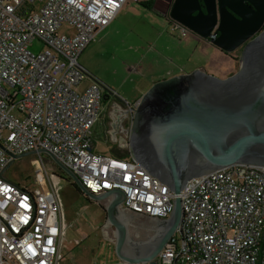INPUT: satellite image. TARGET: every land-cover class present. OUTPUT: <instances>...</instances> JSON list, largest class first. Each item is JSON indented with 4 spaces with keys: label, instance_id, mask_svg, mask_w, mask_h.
Here are the masks:
<instances>
[{
    "label": "built area",
    "instance_id": "1",
    "mask_svg": "<svg viewBox=\"0 0 264 264\" xmlns=\"http://www.w3.org/2000/svg\"><path fill=\"white\" fill-rule=\"evenodd\" d=\"M129 1L158 0H0V264L64 259L60 174L36 154L33 188L13 183L4 175L6 151H49L89 192L123 191L122 207L133 214L165 220L173 212L175 195L131 155L93 151L103 90L93 82L79 91L87 77L80 56ZM170 25L181 38L191 33L172 19ZM36 41L38 53L30 49ZM180 198L181 227L158 264H264V166L193 178Z\"/></svg>",
    "mask_w": 264,
    "mask_h": 264
},
{
    "label": "water",
    "instance_id": "2",
    "mask_svg": "<svg viewBox=\"0 0 264 264\" xmlns=\"http://www.w3.org/2000/svg\"><path fill=\"white\" fill-rule=\"evenodd\" d=\"M170 18L225 53L244 46L242 58H246L239 72L225 79L199 69L159 81L131 108L132 157L175 195L172 214L159 220L161 228L152 236L135 241L130 235L122 211L123 191L89 192L49 151L18 155L6 151L11 157L8 168L25 157L49 156L79 194L91 202L107 203V224L116 229L115 252L121 264H158L159 254L181 227L180 194L189 180L233 165L264 166V0H174ZM140 117L143 137L133 134ZM135 142L137 151L131 147ZM138 157L147 159L166 179Z\"/></svg>",
    "mask_w": 264,
    "mask_h": 264
},
{
    "label": "rangeland",
    "instance_id": "3",
    "mask_svg": "<svg viewBox=\"0 0 264 264\" xmlns=\"http://www.w3.org/2000/svg\"><path fill=\"white\" fill-rule=\"evenodd\" d=\"M164 6V0L152 2L149 7L127 2L109 28L96 36L79 59L87 76L81 88L86 87L90 80L98 83L103 91L104 88L108 89L113 95L111 100L104 102L106 109L103 115H106L108 121L124 117L123 124L128 130L132 128L134 117L130 112L126 114V108H136L139 104L138 102L136 105V102L141 100L153 83L166 76L168 70L175 66L181 67L182 71L204 66L208 73L224 77L222 79L238 68V50L226 55L199 37L200 41L194 39L193 34L181 38L172 32L170 14L164 13ZM66 28L63 26L59 33L63 34ZM41 48L38 41L30 47L35 53ZM211 69H218L219 74ZM114 102L120 104L122 109ZM95 131L97 151L116 158V155L131 153L129 138L126 137V141L122 143L119 141L121 136L117 135L118 141H115L114 134L107 131L101 118ZM130 133L131 130L129 137ZM35 159V156H30L16 160L6 170V179L33 188ZM47 166L48 170L53 169L48 164ZM61 179L59 194L65 225L61 245L64 255L62 263L119 264L114 244L115 231L107 224L101 210L105 202L89 201L64 176ZM133 215L138 219L128 221L130 235L137 240H146L149 236L146 231L151 225L150 218ZM134 227L143 231L137 235Z\"/></svg>",
    "mask_w": 264,
    "mask_h": 264
},
{
    "label": "crops",
    "instance_id": "4",
    "mask_svg": "<svg viewBox=\"0 0 264 264\" xmlns=\"http://www.w3.org/2000/svg\"><path fill=\"white\" fill-rule=\"evenodd\" d=\"M155 3V2H154ZM165 12L164 13H168V11L165 9L164 10ZM170 14V13H169ZM170 17V16H169ZM170 19V18H169ZM114 22V21H113ZM170 23V22H169ZM112 24V23H111ZM110 24V25H111ZM109 28V26L106 28V30ZM193 37H194V39H197V40H199L197 37H199V36H197V35H193ZM200 39H202L201 37H199ZM203 41H205V42H207V43H209L210 44V42H208L207 40H204V39H202ZM200 41V40H199ZM173 62L174 61H172V64H173ZM209 65V64H208ZM175 66V65H174ZM82 67V66H81ZM214 68V67H213ZM199 69H203V71L204 72H206L207 74H209V75H214V73H208L207 72V70H206V68L203 66H199V67H195V68H193V69H190V70H181V67H179L178 65L177 66H175L174 68H172V69H170V70H168V72H167V75L166 76H163L161 79H157L154 83H153V85L155 84V83H157V82H159V81H162V80H168V79H172V78H175V77H179V76H182V75H189V74H192L193 72H195L196 70H199ZM211 70H213V71H215V72H217L218 74H219V72L217 71V70H215V69H211ZM217 75V74H216ZM215 75V76H216ZM217 77H218V75H217ZM218 78H224V77H222V76H220V77H218ZM84 82V81H83ZM83 82L80 84V86H79V91H83V90H85L89 85H91L92 83H93V81H90V80H88V82H87V85H86V87H82L81 88V86H82V84H83ZM152 85V86H153ZM151 86V87H152ZM150 87V88H151ZM104 95H105V93H103ZM112 95L113 94H111L110 93V95L109 96H111V98H112ZM106 97V96H105ZM103 98V101H102V114H101V116H100V118L103 120V123H104V125H105V127H106V129H107V131L108 132H111L112 134H114L113 135V137H114V139H115V141H118L117 140V135H119V141L120 142H125L126 140H125V138L127 137L128 138V136H129V131L131 130H128V129H126L125 127H124V124H123V119H124V117H123V119H122V117L120 116V117H117V119H113L112 121H108L107 120V118H106V115H103L104 114V111H105V109L106 108H104L105 107V105H104V102L105 101H107V99L106 98ZM139 101H137L136 103H138ZM110 103V102H109ZM115 103V102H114ZM115 104H117L118 105V107L119 108H121L122 109V106L120 105V104H118V103H115ZM131 108H133V106L132 107H128V108H126V109H128V111L126 110V114L127 113H129L130 112V114L134 117V113L133 112H131ZM125 114V115H126ZM103 115V116H102ZM100 118H99V120H100ZM98 120V121H99ZM133 120V119H132ZM98 124V122L96 123V125ZM96 125L94 126V128H93V134H92V146H93V151L94 152H96V153H102V152H99V151H97V145H96V138H97V134H96V131H95V127H96ZM102 154H104V153H102ZM153 221H154V223H152L151 225H150V227H149V231H154L155 232V230H157V229H160L161 228V221H159V220H154V219H152ZM135 233L137 234V235H139L140 234V232L139 231H135ZM152 236V235H151ZM133 239L135 240V241H140V240H137L136 239V237L134 238L133 237ZM119 264H120V262H119Z\"/></svg>",
    "mask_w": 264,
    "mask_h": 264
},
{
    "label": "flooded vegetation",
    "instance_id": "5",
    "mask_svg": "<svg viewBox=\"0 0 264 264\" xmlns=\"http://www.w3.org/2000/svg\"><path fill=\"white\" fill-rule=\"evenodd\" d=\"M173 2H174V0H164V7H165V9L170 13V9H171V7H172V4H173ZM202 9L205 11V8H203L202 7ZM171 19V18H170ZM170 19H169V22H170ZM190 34H192V32L190 33ZM189 34V35H190ZM209 42V41H208ZM211 44V43H210ZM212 46H214L213 44H211ZM214 47H216V46H214ZM217 48V47H216ZM243 48H244V46L243 47H241V48H239L238 49V51H237V57H236V59H237V65H238V68H237V70H236V72H233V73H230V74H227L226 75V77L225 78H228V77H230V76H232V75H234V74H236L237 72H239V70L242 68V63H243V61H245V58L246 57H244V58H242V53H243ZM217 49H219V48H217ZM220 50V49H219ZM221 51V50H220ZM222 53H225V52H223V51H221ZM226 55H229L228 53H225ZM243 59V60H242ZM256 64L257 65H259L260 64V61L259 60H257L256 61ZM110 95V94H109ZM108 94H106L105 96V98L107 99V101L108 100H111L112 98H111V96H109ZM141 117L137 120V124H135V130H134V132H133V134H137V133H139L140 135H141V137H143V134H144V131H143V129H144V125H143V123H141ZM143 128V129H142ZM132 135V133H130V136ZM135 144L136 145H132L131 147L132 148H135L136 149V151L138 150V148H139V146H138V143H136L135 142ZM130 155L132 156V154L130 153ZM138 159L141 161V163H143V164H145L146 166H148L152 171H154V172H156V173H158V174H162V172H160L157 168H154L153 167V164H150L149 162H148V160L147 159H145V158H143V157H138ZM162 178H164V179H166V176H164L163 174H162ZM70 184L72 185L73 183L70 181ZM106 207H107V203H105V205L104 206H101V210L103 211V213H104V215H105V221L108 223V218H107V212H106ZM123 211V216H124V218L125 219H127V220H129V221H133V220H137L138 219V217L137 216H135V215H133V214H130L129 212H127L125 209H123L122 210ZM149 222L152 224V223H154V221L152 220V219H149ZM114 231H115V238H116V229H115V227L114 226H111V225H109ZM134 229H135V231H139L140 233L143 231V230H141V228H139V227H134ZM146 232H148L149 233V236H151V235H153L155 232L154 231H146ZM148 236V237H149ZM148 237H147V239H148Z\"/></svg>",
    "mask_w": 264,
    "mask_h": 264
},
{
    "label": "trees",
    "instance_id": "6",
    "mask_svg": "<svg viewBox=\"0 0 264 264\" xmlns=\"http://www.w3.org/2000/svg\"><path fill=\"white\" fill-rule=\"evenodd\" d=\"M141 5L142 6H145V7H149L150 5H152V2H143V3H141ZM203 7V6H202ZM117 156V158H120V159H127V158H130V154L128 153L127 155H125V156H123V155H120V156H118V155H116ZM44 160H45V162H46V164H48L49 166H51V168H53V170L54 171H56L57 173H59L60 174V177H62V176H64L65 177V179H67L68 181H71L72 182V180L69 178V177H67L52 161H51V159L49 158V156H47V155H44Z\"/></svg>",
    "mask_w": 264,
    "mask_h": 264
}]
</instances>
